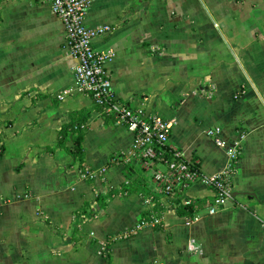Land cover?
<instances>
[{
	"label": "crops",
	"instance_id": "obj_1",
	"mask_svg": "<svg viewBox=\"0 0 264 264\" xmlns=\"http://www.w3.org/2000/svg\"><path fill=\"white\" fill-rule=\"evenodd\" d=\"M85 19L110 28L93 43L116 98L170 122L183 157L210 175L239 151L232 198L210 215L214 193L196 183L183 196L206 205L187 218L159 194L160 223L122 237L151 208L145 191L158 195L140 162L125 160L132 134L75 92L77 61L51 5L0 0V264H264V0H91ZM201 83L213 97L195 94ZM76 112L91 181L56 147Z\"/></svg>",
	"mask_w": 264,
	"mask_h": 264
},
{
	"label": "built area",
	"instance_id": "obj_2",
	"mask_svg": "<svg viewBox=\"0 0 264 264\" xmlns=\"http://www.w3.org/2000/svg\"><path fill=\"white\" fill-rule=\"evenodd\" d=\"M49 3L52 11L62 21L66 33L67 46L77 61L74 67L75 92L89 95L94 104L102 109L107 116L115 118L118 124L128 128L133 136L131 146L125 154L127 162L137 159L141 167L151 173V177L158 187V194L172 196L177 190H187L196 183H202L209 187L214 195L211 199L208 213H217L225 208L232 198L231 176L235 162L239 157V151L231 152L228 166L216 174H205L198 163L186 159L181 152L170 145L171 123L160 116L148 113L141 101L139 104H127L119 101L112 91V79L107 70L108 56L99 53L94 47V38L101 32L110 28L97 29L87 25L86 10L91 0H42ZM73 89H67L58 95L63 100ZM199 97H213L215 88L212 85L201 83L195 91ZM149 94L143 100L149 99ZM221 128L214 127L208 130V135L215 139L218 146L225 144L220 138ZM166 146L170 149L173 158H166ZM238 147V144H236ZM159 165H161L159 167ZM83 175L93 179L95 174L87 169L82 170ZM102 189H98V194ZM144 204L152 207L151 196L144 197ZM150 209V208H149ZM160 218L152 215L151 220H143L130 231L123 233L127 237L136 233L140 228L149 224H159Z\"/></svg>",
	"mask_w": 264,
	"mask_h": 264
},
{
	"label": "trees",
	"instance_id": "obj_3",
	"mask_svg": "<svg viewBox=\"0 0 264 264\" xmlns=\"http://www.w3.org/2000/svg\"><path fill=\"white\" fill-rule=\"evenodd\" d=\"M85 117L86 114L84 112L73 113L71 116V120L68 123L62 125V127L60 128L59 139L56 146L58 148H63L69 151L71 155L74 157V159L79 161V165L81 166V169L83 171L85 169L84 162L86 161V153L83 146L84 137L87 131ZM68 143H72V146H68ZM165 148H166V158L169 160L172 159L173 155L170 149L168 148V146H166ZM50 149L51 151L54 150L52 148ZM86 178L88 177L86 176ZM88 180L91 181V179L89 178ZM131 185L132 183L129 185H124V189L130 191ZM145 193L147 194V196L149 195L152 197L153 205L149 210L143 213L142 219L151 220L153 214H156L158 216L164 211V205L160 201L159 194L157 195V193L147 192V191H145ZM183 193L184 190L175 191L171 201L173 202V204H175L177 213L180 216L192 218L201 209V205L203 206L206 205V202L200 200H197L195 202L194 201L189 202L184 198ZM105 205H106V198L103 194L100 193L97 196V206H99V208H104ZM83 212L86 217L87 216L91 217L94 216L95 212L98 211L96 209H89V202H88L85 203L83 207Z\"/></svg>",
	"mask_w": 264,
	"mask_h": 264
},
{
	"label": "rangeland",
	"instance_id": "obj_4",
	"mask_svg": "<svg viewBox=\"0 0 264 264\" xmlns=\"http://www.w3.org/2000/svg\"><path fill=\"white\" fill-rule=\"evenodd\" d=\"M147 173H149V175L151 176V173L150 172H147Z\"/></svg>",
	"mask_w": 264,
	"mask_h": 264
}]
</instances>
